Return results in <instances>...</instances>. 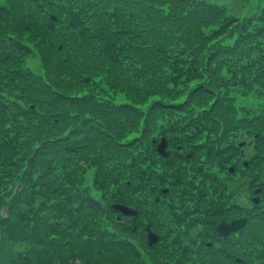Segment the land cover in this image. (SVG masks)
I'll use <instances>...</instances> for the list:
<instances>
[{
    "label": "trees",
    "instance_id": "obj_1",
    "mask_svg": "<svg viewBox=\"0 0 264 264\" xmlns=\"http://www.w3.org/2000/svg\"><path fill=\"white\" fill-rule=\"evenodd\" d=\"M255 91L264 2L240 18L207 0H0V264H204L162 188L187 194L239 135H264L232 95ZM250 230L240 263L264 264Z\"/></svg>",
    "mask_w": 264,
    "mask_h": 264
},
{
    "label": "flooded vegetation",
    "instance_id": "obj_2",
    "mask_svg": "<svg viewBox=\"0 0 264 264\" xmlns=\"http://www.w3.org/2000/svg\"><path fill=\"white\" fill-rule=\"evenodd\" d=\"M218 138L214 136V139ZM206 139L210 137L203 135L201 141ZM235 145L232 160L226 167L222 166L224 158L220 153L216 159L198 169L200 173L196 176L197 181L187 194L180 192L183 189L179 185L171 186L170 189L162 188L164 196L161 199L174 208V214L183 217L189 213L180 226L192 233L197 244L204 245L201 255L204 264H241L244 249L239 237L248 228L251 229L250 247L253 253L246 257H250L253 263H260L256 259L259 251L264 252V135H259L255 128L251 129L249 135H239ZM217 146L222 150L223 142H217ZM176 147L180 149L181 145L176 144ZM191 166L192 162H189L187 168L191 169ZM180 196H185V206ZM156 198L159 200L158 196ZM162 205L159 202L157 211L161 210ZM241 219H246L245 225L227 234L217 227V223ZM158 225L161 226V220ZM147 234L148 230L146 237ZM177 234L173 227L170 235ZM144 254L145 251L140 256L141 260L147 262Z\"/></svg>",
    "mask_w": 264,
    "mask_h": 264
},
{
    "label": "rangeland",
    "instance_id": "obj_3",
    "mask_svg": "<svg viewBox=\"0 0 264 264\" xmlns=\"http://www.w3.org/2000/svg\"><path fill=\"white\" fill-rule=\"evenodd\" d=\"M209 2L223 5L227 9L228 15L237 17L252 16L263 4L264 0H207ZM39 58L37 55L29 58V66L37 70ZM235 104L240 108L241 112H249L250 115H255L258 112L264 111V94L257 91L249 93L234 92ZM90 172V176H91Z\"/></svg>",
    "mask_w": 264,
    "mask_h": 264
},
{
    "label": "water",
    "instance_id": "obj_4",
    "mask_svg": "<svg viewBox=\"0 0 264 264\" xmlns=\"http://www.w3.org/2000/svg\"><path fill=\"white\" fill-rule=\"evenodd\" d=\"M157 152L163 156L167 157L169 155V152L167 150V141L165 138H162L161 141L157 145ZM113 207L118 209L122 214L127 216H137L138 211L136 209H133L131 207L122 205V204H113ZM246 219H241L237 221H233L231 223H224L220 222L217 223V227L224 233H228L230 231L236 230L242 226L245 225ZM159 239L158 235L155 234L152 231H148L147 234V244L148 246H152L155 242H157Z\"/></svg>",
    "mask_w": 264,
    "mask_h": 264
}]
</instances>
